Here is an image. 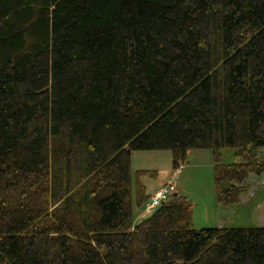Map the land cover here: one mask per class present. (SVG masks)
Masks as SVG:
<instances>
[{
  "label": "trees",
  "instance_id": "16d2710c",
  "mask_svg": "<svg viewBox=\"0 0 264 264\" xmlns=\"http://www.w3.org/2000/svg\"><path fill=\"white\" fill-rule=\"evenodd\" d=\"M147 150H211L223 205L263 173L264 0H0V264H264L179 194L136 224Z\"/></svg>",
  "mask_w": 264,
  "mask_h": 264
},
{
  "label": "rangeland",
  "instance_id": "374dc122",
  "mask_svg": "<svg viewBox=\"0 0 264 264\" xmlns=\"http://www.w3.org/2000/svg\"><path fill=\"white\" fill-rule=\"evenodd\" d=\"M261 153L264 160V150ZM218 157L221 163L230 164L234 161V149L223 148ZM216 158L211 150H190L187 152L186 162L174 169L169 150L133 152L130 185L134 222L137 224L154 209L142 213L145 203L138 206L139 196L144 195V191L148 194L170 182L174 191L189 201L195 229L264 226V171L260 175H249L244 183L247 191L240 196L239 202L223 205L218 202L215 187ZM147 201L149 202L148 199Z\"/></svg>",
  "mask_w": 264,
  "mask_h": 264
},
{
  "label": "built area",
  "instance_id": "2783aa9c",
  "mask_svg": "<svg viewBox=\"0 0 264 264\" xmlns=\"http://www.w3.org/2000/svg\"><path fill=\"white\" fill-rule=\"evenodd\" d=\"M172 191H173V186L171 184L164 185L159 189H157L150 198L149 205L147 207L148 210L160 206L165 201H167Z\"/></svg>",
  "mask_w": 264,
  "mask_h": 264
},
{
  "label": "crops",
  "instance_id": "0c3cea01",
  "mask_svg": "<svg viewBox=\"0 0 264 264\" xmlns=\"http://www.w3.org/2000/svg\"><path fill=\"white\" fill-rule=\"evenodd\" d=\"M153 189H154V188H153ZM151 192H153V190H152ZM151 192H149L148 195H149ZM146 193H147V192H146Z\"/></svg>",
  "mask_w": 264,
  "mask_h": 264
}]
</instances>
